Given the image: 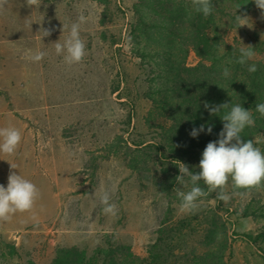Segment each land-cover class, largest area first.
<instances>
[{"label": "rangeland", "instance_id": "374dc122", "mask_svg": "<svg viewBox=\"0 0 264 264\" xmlns=\"http://www.w3.org/2000/svg\"><path fill=\"white\" fill-rule=\"evenodd\" d=\"M24 1L28 18L42 21L43 16L53 22L52 33L58 38L81 15L89 30L81 24L85 57L67 68L68 83L50 81L40 87L32 72L0 70V77L17 80L11 89L0 81L5 101L0 127H15L22 134L14 156L0 153V185L6 188L15 171L40 193L30 212L0 222V264H55L61 251L73 248L98 264L108 261L109 251L121 255L127 248L145 260L150 250L153 259L161 256L166 264H180L205 250L224 253L223 264H264V188L246 198L233 196L228 203L208 192L195 214L179 211L177 193L192 187L187 177L183 183L177 178L179 167L198 173L206 147L181 142L199 128L185 119L181 125L182 116L170 117L163 101L157 109L149 98L164 83L165 67L164 59L154 53L150 33L141 32L140 19L151 21L153 12L139 10L145 8L139 0H39L37 6ZM20 2L7 0L13 23ZM220 2L228 12L216 17L214 29L221 40L210 59L227 56L228 46L239 54L244 45L256 50L264 40L261 10H237L235 1ZM237 14L250 18L249 27L239 28ZM27 42L24 66L35 64L29 59L35 54L34 42ZM183 49L187 67L210 64L188 42ZM255 53V59H261ZM16 60L12 58L15 64ZM175 126L181 130L175 131ZM202 135L206 136L199 132L197 137ZM253 138L254 146L264 152L263 133ZM199 186L208 191L203 181ZM104 192L116 205L115 216L102 211ZM232 192L229 184L228 193ZM220 219L227 229L226 250L219 236L206 234L216 230Z\"/></svg>", "mask_w": 264, "mask_h": 264}, {"label": "trees", "instance_id": "16d2710c", "mask_svg": "<svg viewBox=\"0 0 264 264\" xmlns=\"http://www.w3.org/2000/svg\"><path fill=\"white\" fill-rule=\"evenodd\" d=\"M237 2L235 7L245 11L257 8L254 0H232ZM213 12L207 18L201 13L194 11L191 0H139L141 5L139 10L146 8L153 12V19L146 20L141 18L143 33H150L151 45L154 46V53L164 59V83L159 86L155 93L150 94L149 98L159 109L162 101L170 117L182 116L180 121H191L192 126L200 128L204 124L205 130L201 133L206 134L201 137L193 138L191 135L185 137L184 144L191 143L193 146L206 147L209 142L219 140V134L223 130V122L220 118L223 113L211 115L205 108V103L209 105H220L224 103L239 104L246 110H251L255 120V125L246 127L241 133L242 138L254 140V136L259 133L264 135V117L256 112V104L264 103V40L258 43L255 52L261 59H253L248 64H255L257 71L249 73L247 65L237 63L239 52L228 46V55L222 57L217 55L210 59V55L216 52L221 38L218 37L214 29L217 16L227 14V6H223L220 0H212ZM221 3V4H220ZM231 5L229 6V8ZM214 32L209 35L208 31ZM188 42L192 45L202 59L210 64L201 63L197 67H187L185 65L186 51L183 49V43ZM240 51V50H239ZM263 58V59H262ZM228 68L230 75L225 78L222 75L223 69ZM178 103V105L173 104ZM159 104V105H158ZM231 106V105H230ZM225 112L228 109L224 110ZM184 117V118H183ZM177 119V118H176ZM175 119V120H176ZM212 127V132H207V127ZM175 131L181 128L174 127ZM174 141V139L172 138ZM178 158V157H177ZM181 158V156H179ZM216 230L209 229L207 237L219 236V242L226 250L228 247L227 229L221 222L215 225ZM219 250H221L220 246ZM148 260L139 258L130 253L128 248L125 253L119 255L118 252L109 251L108 261L105 264H166L161 256L153 259V252L148 251ZM209 257L211 259L208 261ZM212 258L214 264H223L224 253L204 251L200 255L186 256L180 264H211ZM55 264H98L93 260L87 259L76 249L61 251Z\"/></svg>", "mask_w": 264, "mask_h": 264}, {"label": "clouds", "instance_id": "9594fccd", "mask_svg": "<svg viewBox=\"0 0 264 264\" xmlns=\"http://www.w3.org/2000/svg\"><path fill=\"white\" fill-rule=\"evenodd\" d=\"M28 5L37 6L39 0H27ZM255 5L261 10L264 18V0H254ZM7 0H0V10H3ZM192 7L197 13H201L205 18L213 12L212 0H191ZM237 25L240 27L248 26L250 18L245 15H236ZM85 22V17L81 15L78 21L71 25L70 33L63 44L55 43L57 55H62L64 62L68 65L79 64L83 61L86 52V45L80 35L81 24ZM249 27V26H248ZM44 31V30H43ZM45 36L50 33L44 31ZM252 46L240 48V55L237 63L247 65L249 73L257 71L256 65L248 64L256 56ZM46 53L38 51L29 56L34 62L41 61ZM222 75L225 78L230 76L228 68H224ZM231 105V106H230ZM205 108L211 115L220 116L223 122V130L219 134V140L209 142L202 154L199 163L200 171L193 173L186 165L179 167L180 176L177 177L183 183L187 177L192 187L189 191H179L180 198L179 211L185 214H195L204 197L208 192L217 193V199L228 203L233 196L246 198L253 190L264 188V152L259 147L254 146L253 140L245 141L241 133L246 127L255 125V120L251 110H246L239 104H220L209 105L205 103ZM228 109L227 112L224 110ZM256 112L264 117V103L256 104ZM205 126L201 125L199 130L193 129L190 135L196 138L199 132H203ZM207 132L211 134L212 127H207ZM22 142V134L15 127H0V153L7 156H14ZM12 169L14 167L11 165ZM203 181L207 187V192L199 186ZM229 184L233 189L232 194L228 193ZM186 186V184H185ZM40 193L34 183L25 179L15 171L8 176L7 187L0 185V222L9 221L16 213L30 212ZM105 215L115 216L117 209L114 203L110 202V195L104 192L100 196Z\"/></svg>", "mask_w": 264, "mask_h": 264}, {"label": "crops", "instance_id": "0c3cea01", "mask_svg": "<svg viewBox=\"0 0 264 264\" xmlns=\"http://www.w3.org/2000/svg\"><path fill=\"white\" fill-rule=\"evenodd\" d=\"M10 8V3H7L3 11L0 13V56L3 57V60L0 61V70H3L4 72L13 70V72L17 74L21 72V75L22 72L25 73V71L32 72L34 74L31 77H36V79L39 81L38 85L40 87H47L50 85V81H52L53 84L67 81L69 82L70 76L67 68L72 67V65L65 63L62 55L56 54L55 43H57V40L58 42L62 40L60 43L63 44L69 36L71 27L66 26V34H61V37L58 38V35H54L52 33L55 31L54 27L52 26L53 22L44 21L43 16L41 18L42 21H40L39 18H36L35 21H32L28 18V7L24 0H21L19 4L17 15L18 19H14V23L13 19L11 18ZM51 19L52 17H49V20ZM69 23H72V21ZM88 25L89 22L85 21V27L87 28V31L89 30ZM45 27L46 31L50 33L48 36H45L43 31ZM29 39L32 41V45L34 42V53L42 51L46 53V55L41 61L35 62V64H27L24 66L23 59L27 60V57H23L24 55H27L29 51L27 48V41ZM13 57H15V60L16 57H19V59L16 60L17 64L12 62ZM16 65L20 66L21 68L18 69ZM54 72L57 73L54 74ZM9 73L10 74L7 75H13L11 72ZM1 80L3 81L4 88L7 89L13 88L17 81L16 79L10 78V76L0 77V81ZM18 81L19 85L23 86L24 76L18 79ZM2 104L3 106H1ZM4 106L5 101H3L2 97L0 96V111L3 110Z\"/></svg>", "mask_w": 264, "mask_h": 264}]
</instances>
